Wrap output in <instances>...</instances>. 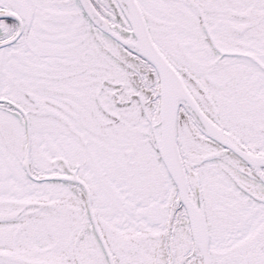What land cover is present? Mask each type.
I'll list each match as a JSON object with an SVG mask.
<instances>
[{"label": "snow or ice", "instance_id": "snow-or-ice-1", "mask_svg": "<svg viewBox=\"0 0 264 264\" xmlns=\"http://www.w3.org/2000/svg\"><path fill=\"white\" fill-rule=\"evenodd\" d=\"M0 264H264V0H0Z\"/></svg>", "mask_w": 264, "mask_h": 264}]
</instances>
